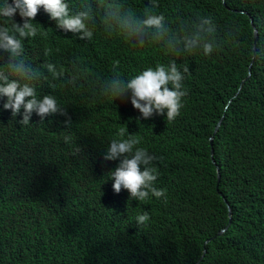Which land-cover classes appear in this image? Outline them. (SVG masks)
<instances>
[{"label": "trees", "instance_id": "16d2710c", "mask_svg": "<svg viewBox=\"0 0 264 264\" xmlns=\"http://www.w3.org/2000/svg\"><path fill=\"white\" fill-rule=\"evenodd\" d=\"M127 2L137 12L149 6ZM158 8L174 29L211 16L220 47L207 59L202 52L173 57L156 44L107 38L100 28L81 41L56 24L41 25L26 42V61L42 73L33 81L39 98L56 97L67 115L22 125L23 109L16 117L0 111V264H264V0H170ZM241 11L259 31L255 55ZM170 59L189 68L173 122L166 113L141 118L130 92L115 101L95 97L114 68L127 78ZM74 62L81 70L75 87L65 82ZM48 63L65 77L53 80ZM121 128L156 157L155 187L167 190L166 203L113 191L109 174L119 161L103 156ZM175 201L178 220L166 226ZM143 211L150 220L138 225Z\"/></svg>", "mask_w": 264, "mask_h": 264}, {"label": "clouds", "instance_id": "9594fccd", "mask_svg": "<svg viewBox=\"0 0 264 264\" xmlns=\"http://www.w3.org/2000/svg\"><path fill=\"white\" fill-rule=\"evenodd\" d=\"M168 1L147 0L149 6L143 12H137L134 8H139V5L127 0H11V3L9 0H0V111L11 110L12 116L16 117L23 109L22 125L37 123L39 117L43 121L49 115H67L56 97L44 95L42 99L39 98L33 81L42 73L28 63L24 56L26 42L37 37L40 29H44L41 25L56 24L58 29L76 34L81 41H91L94 31L100 28L107 38L117 37L135 48L156 44L173 57L197 52H202L206 56L204 59L211 57L209 55L220 47L213 18L200 16L190 25L182 20L174 29L164 11L159 8L155 10L159 4ZM240 13L250 19L253 32L254 29L258 31L255 25L253 28L250 15L242 11ZM17 14L22 23L15 21ZM181 67L175 59H170L167 64L157 63L154 68L148 67L127 78L114 68L112 74L104 79L95 97L115 101L130 92V102L141 118L149 119L154 114L165 116L166 113V120L173 122L181 115L183 100L188 94L183 81L189 68L183 66L181 71ZM44 68L53 80L65 77L66 70L63 67L48 63ZM72 71L75 74L65 82L75 87L81 73L75 62ZM186 101L187 98L185 104ZM33 113L36 115L32 116ZM66 123L70 126V119ZM65 140H70V137H65ZM141 143L138 135H129L127 130L121 128L104 149V160L119 161L109 174V179L114 181L113 191L119 194L122 189L126 190L131 201L144 202L151 196L166 203L167 190L155 187L158 169L153 162L156 157L140 147ZM183 149L181 147L178 150L182 152ZM213 161L215 164L214 158ZM217 175L219 169L216 166V186L220 181L219 175L217 185ZM174 206L176 210L168 214L166 226L178 220V201H175ZM149 220L148 211L138 213L135 217L138 225H145ZM212 239H208L205 245ZM204 255L206 249L202 257Z\"/></svg>", "mask_w": 264, "mask_h": 264}, {"label": "water", "instance_id": "95a60500", "mask_svg": "<svg viewBox=\"0 0 264 264\" xmlns=\"http://www.w3.org/2000/svg\"><path fill=\"white\" fill-rule=\"evenodd\" d=\"M252 23V26H253V28H254V24H253V21L251 22ZM255 31V33H254V48H253V53H254V55L256 54V47H257V42H258V31L256 30V29H254ZM245 81H243L242 82V84L244 83ZM241 90V89H240ZM239 90V91H240ZM220 122L221 121H219L218 123H217V125L215 126V128H214V130H213V134H212V136H211V138H210V144H211V153H210V156H211V160H212V162H214L213 161V158H212V154H213V149H212V140H213V136L215 135V133L217 132V130H218V127H219V124H220ZM217 174H218V171H217ZM218 181H219V175H217V185H218ZM229 218H230V221H231V219H232V211H231V209L229 208ZM224 231H226V229H223V230H221L220 232H218L216 235H219V234H221V233H223ZM204 257V256H203ZM202 257V258H203Z\"/></svg>", "mask_w": 264, "mask_h": 264}, {"label": "rangeland", "instance_id": "374dc122", "mask_svg": "<svg viewBox=\"0 0 264 264\" xmlns=\"http://www.w3.org/2000/svg\"><path fill=\"white\" fill-rule=\"evenodd\" d=\"M253 48H254V46H253ZM256 50H257V47H256Z\"/></svg>", "mask_w": 264, "mask_h": 264}]
</instances>
